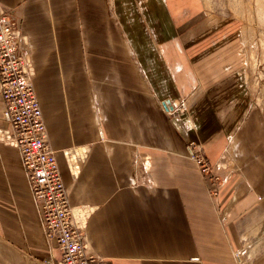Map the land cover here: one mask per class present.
Returning <instances> with one entry per match:
<instances>
[{"label":"crops","instance_id":"0c3cea01","mask_svg":"<svg viewBox=\"0 0 264 264\" xmlns=\"http://www.w3.org/2000/svg\"><path fill=\"white\" fill-rule=\"evenodd\" d=\"M20 20L71 205L105 264H264V90L252 42L201 0H0ZM264 87V86H263ZM5 100L0 94V125ZM194 143L212 164L204 178ZM86 147L74 175L66 151ZM0 142V264H58ZM238 254V255H237Z\"/></svg>","mask_w":264,"mask_h":264},{"label":"built area","instance_id":"2783aa9c","mask_svg":"<svg viewBox=\"0 0 264 264\" xmlns=\"http://www.w3.org/2000/svg\"><path fill=\"white\" fill-rule=\"evenodd\" d=\"M23 45L20 20L0 5V94L5 100L1 119L8 124L0 125V142L20 151L46 236L57 241L58 264H105L88 247L85 221L88 209L71 205L34 88L35 68ZM188 148L201 175L208 179L212 164L194 143ZM86 150L82 147L66 151L74 175Z\"/></svg>","mask_w":264,"mask_h":264},{"label":"rangeland","instance_id":"374dc122","mask_svg":"<svg viewBox=\"0 0 264 264\" xmlns=\"http://www.w3.org/2000/svg\"><path fill=\"white\" fill-rule=\"evenodd\" d=\"M215 16H233L242 26L245 37H253V74L255 100L261 99L264 90V0H201ZM86 160V156L83 163Z\"/></svg>","mask_w":264,"mask_h":264}]
</instances>
